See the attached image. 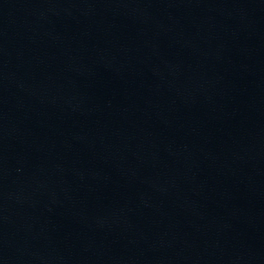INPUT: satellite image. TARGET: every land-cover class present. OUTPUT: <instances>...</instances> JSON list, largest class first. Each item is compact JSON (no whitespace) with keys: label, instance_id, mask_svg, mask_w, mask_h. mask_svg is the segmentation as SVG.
Returning <instances> with one entry per match:
<instances>
[{"label":"water","instance_id":"95a60500","mask_svg":"<svg viewBox=\"0 0 264 264\" xmlns=\"http://www.w3.org/2000/svg\"><path fill=\"white\" fill-rule=\"evenodd\" d=\"M0 264H264V0H0Z\"/></svg>","mask_w":264,"mask_h":264}]
</instances>
